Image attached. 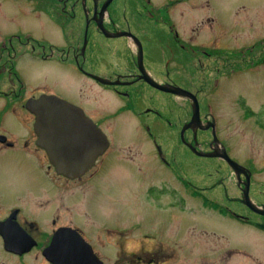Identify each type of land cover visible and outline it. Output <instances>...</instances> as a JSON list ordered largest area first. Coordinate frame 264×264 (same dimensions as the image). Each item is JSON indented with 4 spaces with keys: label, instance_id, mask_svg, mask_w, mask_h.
<instances>
[{
    "label": "flooded vegetation",
    "instance_id": "1",
    "mask_svg": "<svg viewBox=\"0 0 264 264\" xmlns=\"http://www.w3.org/2000/svg\"><path fill=\"white\" fill-rule=\"evenodd\" d=\"M4 3L10 10H4ZM263 3L0 0V17L27 20L10 33L0 30V99L5 105L21 102L23 58L48 67L45 84L21 102L32 117L26 136L0 131V158L19 154L40 169L22 177L0 171V264H264V184L256 189L253 168L231 154L232 143L221 138L210 104L203 109L211 91L258 64L257 58H243L242 50H221L220 36L264 33V27L255 26L264 24ZM34 28L44 32L37 35ZM187 34H205L202 47L195 46L194 36L185 41ZM180 76L185 85L179 84ZM175 88L187 93L177 94ZM41 95L75 105L107 138L106 149L78 177L57 173L37 144L34 115L25 103ZM194 99L198 123H191ZM228 101L237 104L233 109L239 121L252 120L264 132V122L240 94L227 91L222 104ZM136 140L142 148L132 155L129 143ZM193 148L201 153L222 148L242 171L219 156H198ZM183 149L190 156H181ZM195 157L219 163L214 179L196 180ZM129 182L139 202L163 212L154 226L93 217L91 205L102 196L113 204L111 190ZM195 200L206 220H196L188 206ZM246 200L260 211L250 209ZM83 208L87 220L80 217ZM229 222L234 226L226 228ZM227 232L236 244L227 245Z\"/></svg>",
    "mask_w": 264,
    "mask_h": 264
},
{
    "label": "rangeland",
    "instance_id": "2",
    "mask_svg": "<svg viewBox=\"0 0 264 264\" xmlns=\"http://www.w3.org/2000/svg\"><path fill=\"white\" fill-rule=\"evenodd\" d=\"M5 6L6 4L4 3V10ZM8 9L10 10V7ZM260 21H262V19ZM26 22L27 20L25 18H21L19 21L13 20L12 22L11 18L5 19L4 16L3 18L0 17V30H2L1 34H4L5 32L10 33V31L15 29L16 27L23 28L25 27ZM255 26L264 27V24H257ZM34 29L35 30H33V32L37 35L44 32L37 28ZM261 29L264 30V28ZM191 36L192 35L187 34L182 37L185 41H189V37ZM193 36V43H195V46L198 48L202 47V45L204 44L203 42L206 38L205 34ZM220 37V43H222L223 45L219 47L222 48L221 50H226V52L233 50H242L244 52L245 50L250 49L252 46L253 49H261L260 46L262 45V43H264L263 32L249 33L246 32V30H243L241 33L236 35L226 34ZM259 58L262 59L257 65L252 66L251 68L248 67L249 70H247L246 72H242L241 75L223 82V85L221 84L219 89L216 88L214 91H211L203 102V109L205 103L210 104V108H207L209 110L211 109L212 116L215 117L216 122L219 124L218 132L221 134V138L227 139L230 144L232 143V147L234 149H231V154L233 156L236 154L243 164L249 165L253 168L257 190L262 187V184H264V132L259 131L256 128V125L253 124L252 120L239 121L236 111H234L233 109L237 106V104L228 101L227 105H224L222 104V102L224 93H227V91L230 92V94L238 93L244 98L247 104L256 113H258V119H260L261 122H264V63H262V61H264V55L260 56ZM181 63V61H178V66ZM246 68L247 67L243 68L242 70ZM47 69L48 67H44V65L35 66L33 62H30V60L26 57L22 59L19 67V74L21 82L24 85L23 89L25 88V94H22V97L18 101H21L23 103L31 90H34L36 86H42L43 84H45V75L48 72ZM179 69L180 71H185L183 65L179 66ZM212 77L213 76L211 75L208 81H210ZM228 77H231V75H228ZM178 78L180 85L181 83H183L184 85L186 84V81L183 77L180 76ZM14 88L17 89L18 86L15 85ZM226 96L229 95L226 94ZM156 99L159 102L162 101L161 97H157ZM143 100L149 101L148 97L146 96L143 97ZM4 101L5 100L0 99V106H2L3 104L5 105ZM21 102L13 105L7 104L5 105V108L0 110V131L10 134L18 139L26 136V129L30 128L26 123H30L32 121V117H30L29 114H27V112L22 109ZM132 122L136 123L138 121L135 122L132 120L131 123ZM123 128H120L118 133H120ZM125 128L129 130L128 127ZM137 128L140 129V126L137 125ZM139 132L141 134L139 136L141 138H145L141 131ZM160 133L162 134V139L166 142L168 136H166V133H164L163 130ZM116 136H118V138H123L122 135ZM129 144L132 145L130 146L133 150L131 152L132 155L135 154L136 151L137 154H140L139 151L142 147L138 144L137 140L135 141V143ZM126 147L127 145L124 148ZM149 154L152 153L150 152ZM179 154L181 156H190V153L186 152L184 149L182 150V152L180 150ZM249 159L251 160V162ZM219 166V163L214 160L198 159L195 157L193 164L194 177L196 178V180H199V182H204V184L205 182L208 183L211 178L214 179V171L221 169V167ZM33 170L38 171L40 169L34 168L31 162H29L19 154H9L4 159L0 158V171H12L9 174V177L11 176V174L14 177H22L26 175V173L32 175L34 173ZM204 171H210L211 177L208 178L207 175L204 176ZM30 175H27L26 177L29 178ZM28 178L26 179L27 182L28 180L32 181V179ZM111 191L114 192L115 198L113 204L110 203L111 201H105V198L102 196L100 200L95 202L94 205H91L90 207L91 209L93 208V217L98 221L101 219H106L111 222H130L132 224H138V222H146L148 225L154 226V224L158 222L159 218L164 216L162 211H153L147 208L145 204L139 202L137 200V196L135 198V187L133 182L126 183L124 187L119 190L114 188V190ZM165 197L169 198V196ZM188 206L193 207L196 220L199 218L201 220H206L204 213L199 210L197 200L194 201L192 206L190 203L188 204ZM84 212L85 208L80 209V217L82 216V219L86 220L89 219V216H87V214L85 215ZM212 214L214 215L213 212L205 215H211L210 217H212ZM226 225V228L234 226L233 224H231V222ZM231 228L234 229V227ZM224 234H226L227 245L231 243L236 244L235 242L237 241L236 239L231 238V233L229 234L227 232ZM230 239L232 242H230ZM195 249L196 251L201 250L197 246Z\"/></svg>",
    "mask_w": 264,
    "mask_h": 264
},
{
    "label": "water",
    "instance_id": "3",
    "mask_svg": "<svg viewBox=\"0 0 264 264\" xmlns=\"http://www.w3.org/2000/svg\"><path fill=\"white\" fill-rule=\"evenodd\" d=\"M146 81L161 90L171 91L154 82ZM177 94H185L181 88L172 90ZM194 109L191 123H198V108L194 99ZM25 108L34 115V132L37 144L49 156L51 164L57 173L69 178L80 176L103 153L108 145L106 136L88 119L81 109L54 95H41L31 98L25 103ZM190 125V124H189ZM213 141L217 145L216 137ZM193 152L198 156L224 158L230 167L242 171L240 165L231 160L224 149H215L211 153ZM244 203L253 211H260L248 200ZM264 214V212H262Z\"/></svg>",
    "mask_w": 264,
    "mask_h": 264
},
{
    "label": "trees",
    "instance_id": "4",
    "mask_svg": "<svg viewBox=\"0 0 264 264\" xmlns=\"http://www.w3.org/2000/svg\"><path fill=\"white\" fill-rule=\"evenodd\" d=\"M261 49L255 48L253 49V52H250L251 49H247L243 52V58H257V62L259 63L261 61L262 58H259L260 56L264 55V43H262V45L260 46ZM250 56H246V54H249ZM257 56V57H254Z\"/></svg>",
    "mask_w": 264,
    "mask_h": 264
}]
</instances>
